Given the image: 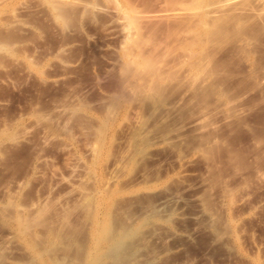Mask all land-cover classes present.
<instances>
[{
	"label": "rangeland",
	"instance_id": "obj_1",
	"mask_svg": "<svg viewBox=\"0 0 264 264\" xmlns=\"http://www.w3.org/2000/svg\"><path fill=\"white\" fill-rule=\"evenodd\" d=\"M122 227L124 264H264V0H0V264Z\"/></svg>",
	"mask_w": 264,
	"mask_h": 264
},
{
	"label": "bare ground",
	"instance_id": "obj_2",
	"mask_svg": "<svg viewBox=\"0 0 264 264\" xmlns=\"http://www.w3.org/2000/svg\"><path fill=\"white\" fill-rule=\"evenodd\" d=\"M52 2V1H51ZM50 4V3H49ZM54 4V3H53ZM60 4V3H59ZM58 4V5H59ZM54 6V5H53ZM57 7V6H56ZM53 9H55V11H56V9H58V10H61V8L58 6V8H55V6L53 7ZM65 10V9H64ZM57 12H60L61 13V15H62V12L61 11H56V13ZM65 13V12H64ZM126 13V12H125ZM59 14V13H58ZM127 14V13H126ZM60 14L59 15H57V17H59V20L61 19V18H63V19H61V21L62 20H64L65 18H64V16L66 15V14H64V15H62L61 16ZM128 15V14H127ZM66 17V16H65ZM68 18V17H67ZM131 19V18H130ZM130 19H129V21H130ZM65 21V20H64ZM67 21V20H66ZM65 23V22H64ZM130 23H132V21H130L129 22V25H131ZM132 26V25H131ZM131 26H128L127 25V27L129 28L128 29V31H131ZM129 35V34H128ZM129 39V38H128ZM132 40L130 39V43H132L131 42ZM139 39H137V41L135 42H133L132 44H138L139 43ZM126 50H129V51H127L129 54H132V53H130V51H132L130 48H128L127 47V49ZM133 52V51H132ZM140 54V55H139ZM144 56H146V55H144ZM136 59H138L137 61H138V63H136L137 61H136ZM141 63H140V62ZM132 63H135V65L137 66V67H144L143 69H147L148 71H151V70H153L152 68H153V66H152V61H151V59L149 58V57H142V54L139 52V53H137L136 55H135V57H134V54H133V58H132V56H130V58H129V56H128V59H127V61L125 62V64L122 66V72L121 73H123V75L125 74H127L126 76H128V75H130L131 74V67H130V65H132ZM124 75V76H125ZM122 81V80H121ZM123 83H125V85L127 86L128 85V83H126L125 82V80L124 81H122ZM121 82V83H122ZM120 83V85H122ZM125 85H124V87H125ZM125 88H127V87H125ZM124 88V89H125ZM121 89H123V87H121ZM120 89V90H121ZM123 91V90H122ZM120 94H121V92H120ZM155 94H157V93H155ZM159 94V93H158ZM122 95H123V93H122ZM153 96V95H152ZM121 97H124V96H121ZM116 98V97H115ZM114 98V99H115ZM110 219V218H109ZM107 221V220H106ZM111 222V221H110ZM108 226H109V220H108ZM121 228V227H120ZM109 229V228H108ZM115 229V228H114ZM116 232H117V230H116ZM116 232H115V234H116ZM103 233H105L106 234V228H104L103 229ZM109 233V232H108ZM107 233V235L108 236H112V234H108ZM113 233V232H112ZM128 232L126 231V230H124L123 229V227H122V230H120V234L117 232V234L115 235V238H114V236H113V238H114V243H113V241H112V246H110V250H109V254H106L107 256H106V260H108V262H107V264H124V259H126V257H128V256H130L131 255V252L132 251H127L130 247H131V245H128V243L129 242H126L127 241V239L129 238V236H128V234H127ZM130 235V234H129ZM107 237V236H106ZM108 239L109 240H111L109 237H108ZM104 240V239H103ZM106 240V239H105ZM130 240V239H129ZM108 241V240H107ZM109 242V241H108ZM108 251V250H107ZM101 257H103V256H101ZM105 261V260H104ZM98 261L96 260V259H93L92 260V263L91 264H96ZM97 264H103V261L102 262H98ZM104 264H106V263H104Z\"/></svg>",
	"mask_w": 264,
	"mask_h": 264
}]
</instances>
